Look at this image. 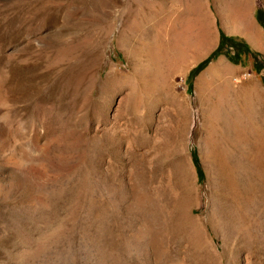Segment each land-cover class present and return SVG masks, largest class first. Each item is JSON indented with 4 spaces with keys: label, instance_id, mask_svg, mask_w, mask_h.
I'll return each instance as SVG.
<instances>
[{
    "label": "rangeland",
    "instance_id": "obj_1",
    "mask_svg": "<svg viewBox=\"0 0 264 264\" xmlns=\"http://www.w3.org/2000/svg\"><path fill=\"white\" fill-rule=\"evenodd\" d=\"M209 2L203 43L193 0H0V264H264L258 174L213 167L210 181L201 155L223 131L210 117L225 83L208 70L224 59L236 95L246 78L264 88V50ZM217 4L234 30L244 5L264 44V0ZM180 160L206 234L162 192L160 247L154 186H175Z\"/></svg>",
    "mask_w": 264,
    "mask_h": 264
},
{
    "label": "bare ground",
    "instance_id": "obj_2",
    "mask_svg": "<svg viewBox=\"0 0 264 264\" xmlns=\"http://www.w3.org/2000/svg\"><path fill=\"white\" fill-rule=\"evenodd\" d=\"M217 1L219 0H214L217 8V14L219 17L223 19V22L225 24L223 22L222 24H224V27L227 28V31L230 33L237 32L242 34L243 36L247 37L248 40L256 48L260 50H264V44L258 37V34L255 32V29L250 31L249 30L250 28L248 29V27L246 26L247 27L246 28L244 25V18L247 10L246 7L244 5L240 7L236 6L235 8L232 7L233 10L231 8L232 12L229 11L230 13L229 16L232 17L231 18L232 22L237 21L241 24V28L234 30L232 27L228 26L226 19H224L223 17V13H222L223 11L221 9V6L217 4ZM232 2L233 3L236 2L238 5L239 0H232ZM193 3H194L193 5H195L196 8L201 10V15H200L201 18L198 16V18H200L202 21V23L200 22L202 25V32L200 33V38L203 41V43L204 42L206 43L210 41V36L208 32L209 30H211V25H212V20H211L212 10L210 6V2L209 0H193ZM187 22H189V20H187ZM173 24L176 25V22ZM175 27L174 30L178 29ZM172 36L177 38L178 43L182 41H187L189 40V38H191L190 37L191 35H189V32L186 31V29L185 30L183 29V31H181L178 35L174 34ZM209 71L210 72L214 71L215 74H213V77L215 76L221 77L219 79L223 80V82L225 83L224 86L223 85L221 86L224 89L221 93L222 97L220 96L218 101L219 103L216 106L220 108V110L219 109L216 110L217 108L213 109L210 117V118L214 117V119L219 118L217 121L214 120V123L215 121L216 123L219 122L220 124L218 125H220V127H223L222 129L223 131L219 133V138H217L218 139L217 141L214 140L215 143L213 145L211 144V142H208L209 144L207 149H205L204 146H202L201 148L202 161L204 163L205 168L208 171L209 180L211 181L210 173L213 167H217V170L218 168L221 167L222 169L223 168L226 169L230 165L231 166L233 165L232 168L231 166L229 167L230 169L242 167L245 168L246 170L247 168H249V171H252V173L254 171V173L256 172L258 174V177L260 179L259 184L261 183L262 186L258 193L259 196L261 197L260 199L262 198L264 199V88L261 87L255 81L246 78L242 82L241 86H239L240 94L236 95L235 94L236 89H238V84L241 81L240 78L238 79L233 76H230V72H233L234 70H232L230 64H228L224 59H221L216 64L211 66L208 72ZM204 77L205 74L198 79V86L200 85ZM215 81L216 80H213V78L211 79L208 78L206 80L207 87L209 88L210 86L214 85ZM220 119L222 120L219 121ZM208 124L209 126L212 127L214 132H216L219 128L217 124H213V121L209 120ZM236 146H238L237 151L239 153L238 156L239 159L237 160V162H235L234 157H232L234 156V150ZM184 162L180 160V162H178V168H175V173H176L175 186H173L171 182L169 173H165L166 176L161 177L157 185L154 186L153 201L155 203L156 208L154 211L155 215L153 216L154 217L153 235L155 236V239L160 247H163L164 245L163 240H161V235H162L161 233L163 230L162 229L163 226L158 216V211H159L158 209H161L159 207V203L161 200L159 199L161 198L162 192L166 195L169 196L171 195L173 199H175V204H174L175 211L179 214V216L182 218L184 223L190 225V227L194 229L193 232H195L196 236L198 235L203 237V233L206 234V231H204V227L206 223L204 213L198 212L199 210L202 209V203L198 197L200 196L198 195L199 192L196 189L190 188V185L188 183L187 171L188 169L192 170V165L191 164L186 165V163L184 164ZM233 162H235V165L233 164ZM250 199L251 200L256 199V196L251 194ZM206 219L210 221L209 218Z\"/></svg>",
    "mask_w": 264,
    "mask_h": 264
}]
</instances>
